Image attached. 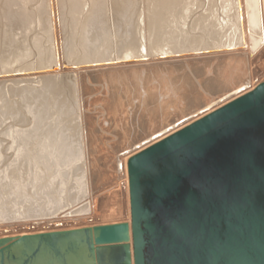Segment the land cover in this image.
<instances>
[{"label":"bare ground","instance_id":"bare-ground-1","mask_svg":"<svg viewBox=\"0 0 264 264\" xmlns=\"http://www.w3.org/2000/svg\"><path fill=\"white\" fill-rule=\"evenodd\" d=\"M6 2L0 221L27 220L0 239L130 229L128 158L264 81V0ZM87 164L105 187L90 189Z\"/></svg>","mask_w":264,"mask_h":264},{"label":"water","instance_id":"water-1","mask_svg":"<svg viewBox=\"0 0 264 264\" xmlns=\"http://www.w3.org/2000/svg\"><path fill=\"white\" fill-rule=\"evenodd\" d=\"M125 223L0 239V264H264V81L128 158ZM130 230V232H129Z\"/></svg>","mask_w":264,"mask_h":264},{"label":"rangeland","instance_id":"rangeland-1","mask_svg":"<svg viewBox=\"0 0 264 264\" xmlns=\"http://www.w3.org/2000/svg\"><path fill=\"white\" fill-rule=\"evenodd\" d=\"M6 1H8V0H2V2H1V0H0V2H1V4L2 3H8V2H6ZM11 1V0H10ZM13 1V0H12ZM1 4H0V7H1V10H2V6H1ZM13 9H15L14 7H13ZM0 10V11H1ZM18 88H22L23 86H20V84L17 86ZM94 95V94H93ZM93 95H90L88 98L89 99H91V98H93L94 96ZM18 99V97H14L12 100H17ZM100 104V102L97 104V105H99ZM9 143V140H7V142H5V143H3L2 145L5 147L6 146V144H8ZM25 162H26V160L23 158V156H22V159H20V164L22 165L23 164V166L22 167H24L25 166ZM87 166H88V178H89V184H90V189L92 190L93 189V191L94 190H96V191H98V190H100V189H102V187H105V184H103L104 183V180L102 181L101 179H103L101 176H100V179H99V177H97V172H95V171H92L90 168H89V165L87 164ZM90 172V173H89ZM97 177V178H96ZM20 179V178H19ZM39 179V181L37 182V183H35V186L36 187H38V188H40L42 185H45L47 182H49V180L46 178V179H44V177L42 176L41 178H38ZM97 181H100V182H97ZM102 181V182H101ZM102 183V184H101ZM101 184V185H100ZM18 185L19 186H21L22 185V187H25L26 189L25 190H22L23 192L24 191H30V190H32L33 189V186L32 185H34V183L32 182V179H31V177H27V178H21L19 181H18ZM99 187V188H98ZM46 191H47V189H46ZM38 192L40 193V196H39V198L41 199V202H45V200H46V198L47 197H50L51 195H49L48 196V193L47 192H45L44 190H40V189H38ZM41 192H45L44 194H47V195H45V196H43L42 195V193ZM49 192L50 193H52L53 192V190L52 189H50L49 190ZM95 192V191H94ZM67 209H68V207H66V208H64V209H62V210H60V211H58V214H60L61 212H63V211H67ZM76 215H83V214H76ZM47 218H50V217H45L44 219H47ZM39 221H42L43 222V220H40V219H43V218H37ZM27 219H13V220H6V221H0V224H2V225H0V226H6V225H10V224H13V223H15V224H17L16 222H18L19 223V221H20V223H23V221H26ZM29 220H32V219H29ZM45 221V220H44Z\"/></svg>","mask_w":264,"mask_h":264}]
</instances>
